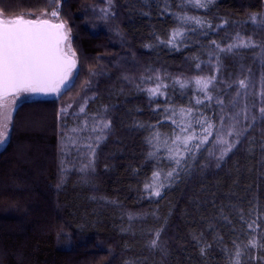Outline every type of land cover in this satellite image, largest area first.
<instances>
[{
	"label": "trees",
	"instance_id": "1",
	"mask_svg": "<svg viewBox=\"0 0 264 264\" xmlns=\"http://www.w3.org/2000/svg\"><path fill=\"white\" fill-rule=\"evenodd\" d=\"M53 11L76 70L60 94L14 110L0 147V264H235L237 244L240 264H264V0H0L5 19ZM241 41L255 46L227 50ZM212 77L207 100L196 81ZM182 109L189 147L213 124L192 153L175 138ZM218 137L240 140L219 167Z\"/></svg>",
	"mask_w": 264,
	"mask_h": 264
},
{
	"label": "snow or ice",
	"instance_id": "2",
	"mask_svg": "<svg viewBox=\"0 0 264 264\" xmlns=\"http://www.w3.org/2000/svg\"><path fill=\"white\" fill-rule=\"evenodd\" d=\"M196 7H207V4L212 0H193ZM52 17L57 18L56 22H52L47 18H24L17 17L13 19H0V146L5 145L10 139L9 125L11 123V106L15 105L19 93H55L60 94L63 87H66V82L69 76L72 74L73 69L76 66V52L72 48V43L69 38L70 29L67 28L66 23L59 20V13L53 11ZM253 22L256 21V17L251 18ZM200 23L199 20L196 21ZM182 33L175 31L172 33V37L169 43L175 46V40L180 37ZM215 43V42H213ZM251 42L245 43L241 41L238 44L228 46V51H231L235 47H254ZM219 47V46H217ZM223 51V49H221ZM215 77L207 80L198 79L196 82L200 86V90L204 93L207 100H211L212 97L208 93V88L212 84ZM177 83H181L177 81ZM240 87H246L245 81H239ZM181 83V87H183ZM150 95L155 96L160 93V86L154 89L148 90ZM162 94V93H160ZM239 95V93H237ZM197 104L203 103L202 100H197ZM218 104H223L222 100H217ZM68 107H71L69 105ZM62 112H66V109H62ZM80 111L83 112L84 108L81 107ZM184 112L185 110H181ZM191 114V109L187 110ZM261 118H264V106L260 108ZM240 113H235L231 119L236 120ZM247 118V117H245ZM255 120V117H253ZM200 122L199 120L197 121ZM204 123L207 125L203 127V132L207 135H211V129L213 124L204 119ZM221 123H226L224 117H221ZM190 126V124L188 125ZM109 124H104V128H108ZM232 131H229L228 135L235 134L237 137L242 135L241 132L235 131V124L231 125ZM246 130V129H245ZM207 135L200 139V144L192 145L189 147V142L195 138L194 134L186 137L182 143L184 149L188 153L193 152V148L200 149V145L207 142ZM179 140V137H177ZM217 142L224 145L220 149V155L216 158L220 166L225 157L240 143L237 138L231 143L228 140L218 137ZM189 159H194V156H189ZM176 166L179 168L181 162L185 159V156L180 154L177 150L176 154L172 157ZM174 173L179 175L177 169H173L168 172V177H173ZM156 179L159 178V174H154ZM152 195L159 197L161 195L160 188L163 185L154 184L152 186ZM221 216L227 220L228 217L223 214L221 209ZM244 219L243 216L240 217ZM231 223V221H228ZM247 227L251 232H255L259 225L256 220L247 222ZM159 233H157V238ZM235 244L236 242L233 241ZM252 247H256L255 238L248 242ZM151 246H157V241L153 240ZM247 247V245H245ZM203 251V250H202ZM242 250L240 246L236 245L235 252V264H240V257Z\"/></svg>",
	"mask_w": 264,
	"mask_h": 264
},
{
	"label": "rangeland",
	"instance_id": "3",
	"mask_svg": "<svg viewBox=\"0 0 264 264\" xmlns=\"http://www.w3.org/2000/svg\"><path fill=\"white\" fill-rule=\"evenodd\" d=\"M20 17H22V16H20ZM37 17H39V18H47V19H49L52 22H56V19H57L55 17H52L51 14H49V13L36 14L33 18H37ZM24 18H27V17H24ZM69 38H70V35H69ZM72 77H73V74H72ZM72 77H71V79H72ZM25 99L27 100V95L26 94H19L18 95V98L16 100L15 105L11 106V109H12L11 110V120H12V116H13V113H14L15 108L17 107V105L20 102L24 101ZM189 115H191V114H189L188 111H184V112H181L180 113L179 118H178V121L179 122H178V125L177 126H178V128H179L180 131L178 130L179 133H177V137H179V139H181V141L184 140V137L186 136L188 130H190V127L188 126L189 125V118H190ZM10 126H11V123L9 125V130H10ZM177 137H175V138L177 139Z\"/></svg>",
	"mask_w": 264,
	"mask_h": 264
},
{
	"label": "water",
	"instance_id": "4",
	"mask_svg": "<svg viewBox=\"0 0 264 264\" xmlns=\"http://www.w3.org/2000/svg\"><path fill=\"white\" fill-rule=\"evenodd\" d=\"M13 18H17V17H13ZM13 18H9V19H13ZM0 19H2V18H0ZM75 70H76V66L73 69L72 74L75 72ZM72 74L69 76L68 81L66 82V87H63L62 90H61V92L63 90H65L69 86V84L71 82L70 80H71ZM19 94H26L29 97L33 98V99H41V98L53 97V96L57 95L55 93H48V94H43V93H19Z\"/></svg>",
	"mask_w": 264,
	"mask_h": 264
}]
</instances>
